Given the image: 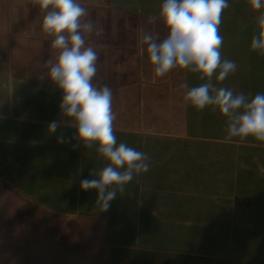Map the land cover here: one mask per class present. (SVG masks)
Masks as SVG:
<instances>
[{
  "label": "crops",
  "instance_id": "crops-1",
  "mask_svg": "<svg viewBox=\"0 0 264 264\" xmlns=\"http://www.w3.org/2000/svg\"><path fill=\"white\" fill-rule=\"evenodd\" d=\"M238 1L221 19L256 23L240 15ZM78 2L95 25L84 34L99 55L93 83L113 90L117 146L146 153L150 167L106 211L96 190H82L81 180L110 162L98 145L78 141L74 127L48 131L62 120L63 93L40 78L59 54L42 31L46 11L33 0H0V99L9 106L0 111V264H121L127 251L224 259L227 250L264 262V142L249 136L225 143L227 117L213 106H185L187 91L206 83L200 73L175 67L154 76L140 41L145 32L158 42L168 34L159 17L163 0ZM256 62L264 65V57ZM249 72L255 82L222 87L247 90L249 100L264 93L262 72Z\"/></svg>",
  "mask_w": 264,
  "mask_h": 264
},
{
  "label": "clouds",
  "instance_id": "clouds-1",
  "mask_svg": "<svg viewBox=\"0 0 264 264\" xmlns=\"http://www.w3.org/2000/svg\"><path fill=\"white\" fill-rule=\"evenodd\" d=\"M33 3L46 11L42 31L54 37L51 46L59 50L55 63L50 59L45 62L47 73H40L41 79L48 78L63 93L59 104L62 120L51 121L48 131L56 133L63 123L77 130L76 138L86 148L98 145L96 151L110 163L99 171L93 169L90 175L95 178L81 180L80 186L82 190H96V204L106 211L117 193L125 192L134 175L149 170V157L123 142L117 146L113 131L116 119L112 111L113 90L107 84L93 83L99 55L93 46H86L84 34L95 28L93 21L83 19L86 9L78 0H33ZM248 4L253 11L264 9V0H248ZM228 7V0H163L159 17L169 29L168 34L158 42L157 36L145 32L140 42L146 45L155 77H163L179 67L207 79L206 83L187 91L184 104L197 110L213 106V111L218 109L227 117L225 143L234 137L243 141L249 136L264 142V93H257L249 100L243 92L234 94L232 89L217 88L212 82L217 71L216 79L223 81L237 67L235 62L222 59L220 52L223 37L218 26L222 11ZM257 28L251 49L264 56V11L257 17ZM57 142H65L62 134Z\"/></svg>",
  "mask_w": 264,
  "mask_h": 264
},
{
  "label": "rangeland",
  "instance_id": "rangeland-1",
  "mask_svg": "<svg viewBox=\"0 0 264 264\" xmlns=\"http://www.w3.org/2000/svg\"><path fill=\"white\" fill-rule=\"evenodd\" d=\"M228 2L230 3L231 0H229ZM238 3L240 4V15L242 16V10H244V15H246V17L253 16L256 23H252V19L250 18H241L239 21L233 22L232 24L225 19H221V23L218 26L219 34L223 37V43L220 48L221 58L231 60L237 65L236 70L230 73L223 81H218L216 78L212 77V82L217 83V85H220L221 87L229 85L231 86L232 81L235 83H244V86H247L250 82H255L254 75L249 72V68L251 67L262 72V75H257V79H259L260 77L264 78V65L256 62L257 57L264 56L260 55L258 51L252 50L251 43H246V38H248L250 35L257 34V17L259 16L261 11H264V9L253 12L250 5L248 4V0H239ZM245 20L250 23L244 24L243 22H245ZM228 24H230L231 26H229ZM237 35H239V39L238 41H235L236 39H234V37H236ZM232 39H234V42H231ZM226 40L230 42H227ZM204 80L205 82H207L206 78ZM242 92L245 94V96L248 94L247 90H243ZM7 105V98L1 97L0 111L5 109L6 107H9ZM2 114L3 113H0V115ZM207 125L210 128L215 127V124L209 123ZM193 126L196 129L204 127L203 124L199 122H194ZM229 254H231L233 258L231 256L229 257ZM121 255V264H264V262L262 261H256L247 257L235 259L232 251L229 252L228 250L224 252V259L187 258L184 256H178L176 254H156L146 251H127L122 252Z\"/></svg>",
  "mask_w": 264,
  "mask_h": 264
}]
</instances>
